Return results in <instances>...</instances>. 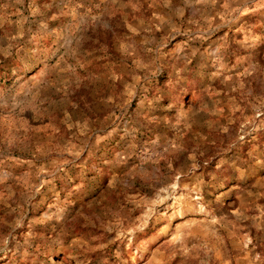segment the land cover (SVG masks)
<instances>
[{
	"label": "rangeland",
	"instance_id": "obj_1",
	"mask_svg": "<svg viewBox=\"0 0 264 264\" xmlns=\"http://www.w3.org/2000/svg\"><path fill=\"white\" fill-rule=\"evenodd\" d=\"M0 264H264V0H0Z\"/></svg>",
	"mask_w": 264,
	"mask_h": 264
}]
</instances>
